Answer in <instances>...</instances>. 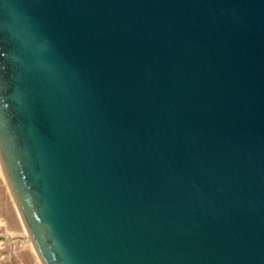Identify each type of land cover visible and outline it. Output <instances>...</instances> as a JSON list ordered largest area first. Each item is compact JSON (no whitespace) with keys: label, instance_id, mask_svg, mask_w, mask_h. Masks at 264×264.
I'll return each instance as SVG.
<instances>
[{"label":"water","instance_id":"95a60500","mask_svg":"<svg viewBox=\"0 0 264 264\" xmlns=\"http://www.w3.org/2000/svg\"><path fill=\"white\" fill-rule=\"evenodd\" d=\"M0 161L43 264H264V0H0Z\"/></svg>","mask_w":264,"mask_h":264},{"label":"rangeland","instance_id":"374dc122","mask_svg":"<svg viewBox=\"0 0 264 264\" xmlns=\"http://www.w3.org/2000/svg\"><path fill=\"white\" fill-rule=\"evenodd\" d=\"M0 264H43L0 161Z\"/></svg>","mask_w":264,"mask_h":264}]
</instances>
